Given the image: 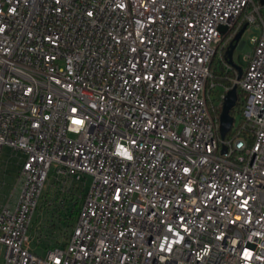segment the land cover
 Segmentation results:
<instances>
[{"label":"built area","instance_id":"obj_1","mask_svg":"<svg viewBox=\"0 0 264 264\" xmlns=\"http://www.w3.org/2000/svg\"><path fill=\"white\" fill-rule=\"evenodd\" d=\"M244 26L239 77L226 51ZM218 50L231 85L214 81ZM234 85L244 122L222 139ZM5 146L25 158L2 264H264V4L0 0ZM51 170L63 194L93 182L67 241L39 256L28 231Z\"/></svg>","mask_w":264,"mask_h":264},{"label":"rangeland","instance_id":"obj_2","mask_svg":"<svg viewBox=\"0 0 264 264\" xmlns=\"http://www.w3.org/2000/svg\"><path fill=\"white\" fill-rule=\"evenodd\" d=\"M257 34L254 27H248L244 32L239 45L236 47L233 54V61L235 64L239 63L240 60L243 62V69H246V57L252 51L253 44L251 37ZM242 41L244 44H241ZM216 63L220 61V50L216 57ZM219 89V87H217ZM216 89V91H217ZM216 93H214V97ZM241 114H236L235 124L240 120ZM25 155L22 152L13 150L9 147H3L0 153V212L7 204H10L11 208L16 205L19 191L15 190L17 183V176L21 170ZM93 182L91 176H86L82 183L74 182L71 185L72 194L75 198H81L82 200L84 193H86ZM69 186V185H68ZM62 185L56 182V175L53 170L50 171L48 180L45 183L42 196L38 200L37 209L35 210L28 236L30 237V247L39 256H44L48 247L51 248L59 241L60 244H64L67 239L64 236V231H69L71 227L63 222L57 220V209L67 202V200L60 196L63 192L60 190ZM66 195H72L65 193ZM70 206L72 203L69 204ZM82 202L80 203V206ZM53 224V225H52ZM52 225V226H50ZM4 249L0 248V264H2V258Z\"/></svg>","mask_w":264,"mask_h":264},{"label":"trees","instance_id":"obj_3","mask_svg":"<svg viewBox=\"0 0 264 264\" xmlns=\"http://www.w3.org/2000/svg\"><path fill=\"white\" fill-rule=\"evenodd\" d=\"M225 56V54H224ZM217 56H215V58L213 59L212 63H211V71H212V74H213V78H214V81L220 86V85H224V84H228V85H231V83H229L228 79L229 77L231 76H234V72L233 71H228L226 70L223 62L220 60L218 63H216V58ZM245 65H247V63H245ZM244 71V69H243ZM220 92V89H217V91H215L216 94H218ZM237 96H238V99H237V103H236V106L232 109L231 111V115L234 117V120H235V116L236 114H241V117H240V120L239 122L236 124V126H240V124H242L244 121H243V116H242V108H243V105H244V94L242 92V90L240 89V87L238 86L237 87ZM215 100V99H214ZM221 110H222V107H218L216 112L217 114L220 115L221 113ZM233 132V131H232ZM231 135V133H229L227 135V137H229ZM60 196L63 197L67 200V202H65L62 207H59V209H57V220L58 222H63V223H66L68 224L71 229L67 232V231H64V236L66 237V239H68V237L70 236L71 234V231L75 225V222L78 218V214H79V211H80V203L82 202V200H80L79 198H75L74 195H65L63 193H60ZM72 203V205L70 206L69 204ZM53 225V224H52ZM50 225V226H52ZM61 245L59 243V241H56V243L53 245V247H56V246H59ZM52 248V246H51ZM49 249V247H48Z\"/></svg>","mask_w":264,"mask_h":264},{"label":"water","instance_id":"obj_4","mask_svg":"<svg viewBox=\"0 0 264 264\" xmlns=\"http://www.w3.org/2000/svg\"><path fill=\"white\" fill-rule=\"evenodd\" d=\"M261 3L264 4V0H261ZM246 26H244L239 33L235 36L233 42L231 43V45L229 46V48L226 51V56H227V60L228 63L234 67L238 73H239V77H241L242 73H243V62H240L235 64L233 61V54L234 51L237 47V43L240 42L244 32L246 31ZM241 44H244V42L242 41ZM237 86L234 85L226 94L223 105H222V110L220 113V136L222 139H224L226 137V135L231 131L233 124H234V117L231 115V111L232 109L236 106L237 103ZM223 152H226V148H224Z\"/></svg>","mask_w":264,"mask_h":264},{"label":"flooded vegetation","instance_id":"obj_5","mask_svg":"<svg viewBox=\"0 0 264 264\" xmlns=\"http://www.w3.org/2000/svg\"><path fill=\"white\" fill-rule=\"evenodd\" d=\"M239 45V43H237V46Z\"/></svg>","mask_w":264,"mask_h":264}]
</instances>
